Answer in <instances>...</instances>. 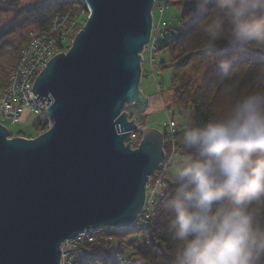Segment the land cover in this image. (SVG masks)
<instances>
[{
	"label": "water",
	"instance_id": "1",
	"mask_svg": "<svg viewBox=\"0 0 264 264\" xmlns=\"http://www.w3.org/2000/svg\"><path fill=\"white\" fill-rule=\"evenodd\" d=\"M82 1L84 26L31 88L52 127L27 139L0 125V264H59L82 231L132 226L164 159L156 129L129 147L149 106L139 85L154 0Z\"/></svg>",
	"mask_w": 264,
	"mask_h": 264
},
{
	"label": "clouds",
	"instance_id": "2",
	"mask_svg": "<svg viewBox=\"0 0 264 264\" xmlns=\"http://www.w3.org/2000/svg\"><path fill=\"white\" fill-rule=\"evenodd\" d=\"M201 15L195 41L219 68L227 104L219 116L187 126L186 158L163 200L173 243L169 264H264V72L225 47L264 51V0H192ZM190 18V17H189Z\"/></svg>",
	"mask_w": 264,
	"mask_h": 264
},
{
	"label": "trees",
	"instance_id": "3",
	"mask_svg": "<svg viewBox=\"0 0 264 264\" xmlns=\"http://www.w3.org/2000/svg\"><path fill=\"white\" fill-rule=\"evenodd\" d=\"M19 2L20 0H7L2 4L0 2V13L13 14L8 25L0 29V43L29 27L45 28L55 12H74L76 9L84 8L82 0H37L23 6H19ZM175 4L179 8L178 24L176 26L166 24L161 28L153 54L166 52L167 55L166 60L157 64V69L170 71L169 90L176 105V115L181 120L176 124L173 138L181 163L187 155L179 142L185 128L193 123L219 116L227 101L221 93L219 68L210 67L201 75L198 82H195L186 71L191 55L204 54L203 49L195 41L187 42L201 15L192 0H177ZM68 49L69 47L66 51ZM234 52H239L241 62H250L251 67L246 69L248 81L255 84L257 74L264 72V51L225 47L217 55L220 58H227ZM144 74L142 69L141 77ZM40 120L36 121L34 127L38 132H43ZM162 133L165 138V130ZM18 136L32 138L24 135L16 137ZM9 137L12 136L9 134ZM165 148L164 141V150ZM166 180L165 197L150 208L148 218L136 221L128 228L120 230L109 228L92 243L82 247L90 254V258L78 256L72 264H169L173 243L167 231L169 216L162 208V202L173 191L175 183L170 174ZM122 246L128 251L126 254H121Z\"/></svg>",
	"mask_w": 264,
	"mask_h": 264
},
{
	"label": "built area",
	"instance_id": "4",
	"mask_svg": "<svg viewBox=\"0 0 264 264\" xmlns=\"http://www.w3.org/2000/svg\"><path fill=\"white\" fill-rule=\"evenodd\" d=\"M157 5L158 25L155 27L153 38L150 35L151 42L149 50L151 53L154 52L155 43L157 36L161 30V23L163 14L170 8L172 4L171 0H154ZM88 13L86 7L79 8L71 11L55 12L50 18L48 25L45 28H32L29 29L26 36V42L20 49L15 64L7 72L6 80L4 84L0 86V117L7 118L12 121H16L17 118L25 111L30 110L35 114H40L41 127L46 132L52 127V121L46 116L45 111L48 107L47 100H40L36 94L32 91V85L35 77L53 56L61 53L64 47L67 45L68 39L74 30L78 29L82 24L83 17ZM152 33V32H151ZM152 38V40H151ZM146 47V46H145ZM144 47V50H145ZM64 53V52H63ZM142 52V60H143ZM154 67L151 71H154ZM157 69V68H156ZM159 88V82L157 83ZM42 101V102H41ZM144 129L142 124H138L135 131L130 133L129 147L131 149L137 148L140 142ZM163 129L165 130L166 137V149L164 151V159L155 169L154 173L147 180L146 187L150 186V180H154V188L152 194L147 198L145 194V202L142 211H140L136 221H141L149 216L150 208L155 205L159 200L165 197L167 170L169 166L175 160L174 158L179 157L176 143L174 138L176 124L170 118L164 124ZM25 138V137H23ZM135 221V222H136ZM109 227H101L96 229L84 230L78 235L71 239L65 240L61 246V258L59 264H72L75 257L90 258L82 247L87 243H92L95 238L105 233ZM121 254H125L126 248L122 246L120 248Z\"/></svg>",
	"mask_w": 264,
	"mask_h": 264
},
{
	"label": "rangeland",
	"instance_id": "5",
	"mask_svg": "<svg viewBox=\"0 0 264 264\" xmlns=\"http://www.w3.org/2000/svg\"><path fill=\"white\" fill-rule=\"evenodd\" d=\"M37 0H20L19 6H23L26 4H30ZM173 2L172 5H169L170 8L163 14L162 22L168 24L169 26L173 25L176 26L178 24L177 15L179 14V8L176 6L175 2L177 0H171ZM157 5H155L156 7ZM88 13L83 17L82 26L71 34V37L68 39L67 45L64 47L61 53L65 52L67 47H70L74 36L79 32L87 18ZM12 12L10 13H0V29L6 27L9 21L12 19ZM157 8L153 10L152 13V30H151V37L153 38L155 27L158 25V18L157 17ZM163 23V24H164ZM162 24V27H163ZM35 27H29L22 32L14 33L11 38L6 41L0 43V84L6 80V74L10 70V68L15 64L20 49L23 47L24 43L26 42V36L28 34L29 29ZM159 34V33H157ZM151 38V40H152ZM151 44V42H149ZM147 44L143 53V61H142V68L143 71L146 73L140 78V85L139 89L141 92L149 98V106L148 109L145 111V119L142 121V125L144 128H153L158 131H163L164 124L170 118L175 122V124H179L181 121L179 117L176 115V105L174 99L171 98V93L169 90V78H170V71H160L157 68V64L167 59L166 52L163 53H156L153 54L150 52L149 47L150 44ZM207 61L204 59V54H194L191 55V58L188 62L186 67V71L190 74V76L198 82L201 78V75L210 67L207 66ZM154 67V71H151V68ZM160 82L159 88L157 83ZM1 86V85H0ZM42 116L40 114H35L30 110H25L16 121H12L7 118L0 117V125L5 127L8 130V133L12 137H16L17 135H24V136H32L35 138L39 134H42V131L38 132L35 129V124L38 119H41ZM41 121V120H40ZM139 123H137L138 125ZM22 137V136H19ZM30 139L28 137H25ZM31 138V139H32ZM164 149V146L163 148ZM168 152V149L165 148L164 151ZM179 154V153H178ZM179 157L174 158L175 160L169 166L167 170V178L170 174L173 177V169L179 165L180 160ZM169 173V174H168ZM154 180H150V186H148L147 191V198L152 194V190L154 188ZM166 189V188H165ZM164 189V190H165ZM166 191V190H165ZM146 199V198H145ZM125 254L128 252L125 250Z\"/></svg>",
	"mask_w": 264,
	"mask_h": 264
},
{
	"label": "bare ground",
	"instance_id": "6",
	"mask_svg": "<svg viewBox=\"0 0 264 264\" xmlns=\"http://www.w3.org/2000/svg\"><path fill=\"white\" fill-rule=\"evenodd\" d=\"M155 5H156V4L154 3L153 10H154L155 8H157V7H155ZM153 10H152V13H153ZM163 23H164V22L161 23V26H160L161 28H162V24H163ZM165 25H166V24L164 23L163 26H165ZM146 190H147V187H146V189L144 190V191L147 193Z\"/></svg>",
	"mask_w": 264,
	"mask_h": 264
},
{
	"label": "crops",
	"instance_id": "7",
	"mask_svg": "<svg viewBox=\"0 0 264 264\" xmlns=\"http://www.w3.org/2000/svg\"><path fill=\"white\" fill-rule=\"evenodd\" d=\"M146 74V73H145ZM4 84V82H2L0 85H3ZM149 99V98H148ZM148 109V108H147ZM144 119H145V114H144Z\"/></svg>",
	"mask_w": 264,
	"mask_h": 264
}]
</instances>
